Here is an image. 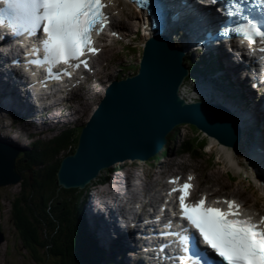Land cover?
Returning <instances> with one entry per match:
<instances>
[{
    "label": "water",
    "instance_id": "water-1",
    "mask_svg": "<svg viewBox=\"0 0 264 264\" xmlns=\"http://www.w3.org/2000/svg\"><path fill=\"white\" fill-rule=\"evenodd\" d=\"M181 55V48L164 36H153L146 43L138 73L109 81L80 132L74 152L60 162L56 173L60 186L83 187L114 162L149 158L179 124H194L219 143L236 145L238 128L227 109L207 102L187 104L178 95L186 74ZM16 154L0 144V186L20 180L15 172ZM3 240L0 231V244Z\"/></svg>",
    "mask_w": 264,
    "mask_h": 264
},
{
    "label": "snow or ice",
    "instance_id": "snow-or-ice-1",
    "mask_svg": "<svg viewBox=\"0 0 264 264\" xmlns=\"http://www.w3.org/2000/svg\"><path fill=\"white\" fill-rule=\"evenodd\" d=\"M103 7L102 0H3L0 17L7 14L10 26H18L29 35L42 29L45 61L67 62L78 60L85 49L90 53L98 51L92 47L91 34L107 22L101 11ZM12 30L16 31V27ZM238 31L249 44L254 42V37L264 41V29L256 24L241 26ZM80 63L87 67L85 61ZM190 187L185 182L178 197L180 218L188 225L182 229L185 234L181 237L186 250L191 251L187 243L194 240L192 230H195L203 244L225 264H264V215L255 220L252 215L243 214L241 206L232 200L225 201L227 210L205 206L204 198L188 204L186 196Z\"/></svg>",
    "mask_w": 264,
    "mask_h": 264
},
{
    "label": "trees",
    "instance_id": "trees-1",
    "mask_svg": "<svg viewBox=\"0 0 264 264\" xmlns=\"http://www.w3.org/2000/svg\"><path fill=\"white\" fill-rule=\"evenodd\" d=\"M71 141L72 131L64 130L47 142H34L19 154V160L29 161L27 167L36 171L31 181L24 177L27 194L13 200L15 229L33 264H97L93 242L80 221L81 201L90 185L64 189L56 181L58 157L63 151L72 152ZM17 171L23 175L22 170Z\"/></svg>",
    "mask_w": 264,
    "mask_h": 264
},
{
    "label": "rangeland",
    "instance_id": "rangeland-1",
    "mask_svg": "<svg viewBox=\"0 0 264 264\" xmlns=\"http://www.w3.org/2000/svg\"><path fill=\"white\" fill-rule=\"evenodd\" d=\"M174 41L176 43L179 42L176 38H174ZM124 52L127 55L125 56L127 57L128 61L124 62L125 61L124 59L123 63L124 64L127 63L128 72H133L135 68L134 65L137 64L139 60L140 48L129 46L125 48ZM113 68H115L113 72V76L115 77V75L120 71L118 70L117 66L115 67L114 64H111L110 71H112ZM99 91H101V88ZM99 95L100 93L98 95L95 94L92 97L90 104L84 105L81 111L75 115V117H78L76 121V124H77L76 128H78V126L87 119L95 102L98 100ZM57 131L58 130L50 131L46 134L32 137L31 139L33 141L34 139H37L39 137V138H43V140H47L48 138L54 135L53 133ZM175 131H177V136H176L177 140L170 141L168 143V147L162 152L160 156H158L157 162H151V164H153L152 168H150L148 161L144 160L145 163H143V161H141L140 159H137L136 162L133 160L134 161L133 164H130L129 162H127L124 165L122 164L121 165L122 167L125 166L123 168V171L134 172L135 169L132 166H136V168H144L142 170H138V172H142V173L150 172L152 170H156L159 168H165L166 166L169 165L170 162H175L180 159L183 161L179 164L178 166L179 169L184 170L187 167H189L196 173L198 180H201L202 182L206 181L207 185H212L210 186V188L215 187L216 185L215 182H220V185L226 184L228 187H230V189L228 188V191L226 193H234L237 195L239 194L240 196L245 197L248 201L253 200V195L251 193L250 187L247 182L242 181L240 179L238 170L237 172H230L231 177L226 176L225 174L226 160L219 158L220 152L217 150L216 143L210 141V138L205 137L198 130L195 131L193 127L188 126V125L178 126L175 129ZM0 133L3 134V132L1 131ZM1 134H0V140L2 141L4 140V137H1ZM184 136L190 137L192 142L197 141V144L192 145L193 149L195 146L199 147L203 145L204 152L199 151V155L201 158L190 159L188 158V154L183 153L182 150L178 147V146H181V142ZM24 137H26L25 132H22L19 135V140H17L19 143L14 142L17 144H15V146H12V147H15V148L23 147L21 146L22 144L20 143V141ZM175 142L177 143L175 144ZM72 145H73V141H72ZM184 145L187 146L186 143H184ZM229 151L231 152V149H229ZM64 153H65L64 151L61 152L59 155V158H61L64 155ZM126 160H130V159H126ZM237 160L238 162L243 161V159L241 158H237ZM202 161H205V162L203 163ZM116 163H119V162H116ZM18 164H19V169H23L24 177L31 174L29 169L25 166V162L19 161ZM110 168L111 166L102 169L98 175L100 174L103 175ZM118 170H119V167L115 171V173H111L110 175L123 176V171L119 174ZM25 185H26V180L21 179V181L16 184L0 186V231L3 232L4 234V240L0 245V264H33L29 261V259L25 255L26 253L27 255H29V258H30V253L24 249L22 242H21V236L18 233V231L15 229V224L13 220L14 206L12 204V198L15 197L16 195H22V194L26 195L28 189L27 187H25ZM55 262L58 263L59 258L57 260L55 259Z\"/></svg>",
    "mask_w": 264,
    "mask_h": 264
},
{
    "label": "bare ground",
    "instance_id": "bare-ground-1",
    "mask_svg": "<svg viewBox=\"0 0 264 264\" xmlns=\"http://www.w3.org/2000/svg\"><path fill=\"white\" fill-rule=\"evenodd\" d=\"M176 1H180V2H182V0H176ZM183 12L184 13H187L185 10H183ZM180 18L182 19V20H185V19H183L182 18V14H180ZM203 21L205 22V20L203 19ZM188 32H192V30H188ZM182 34H184L183 32H182ZM192 34H194V33H192ZM176 35V34H175ZM125 36H128V35H125ZM183 36H185V35H183ZM176 37H177V40L180 42V43H182L183 41H185V40H188V38L187 37H185V38H181V37H179V36H177L176 35ZM233 38L232 37H229V39H228V42L230 43L231 42V40H232ZM182 45H184V43H182ZM101 56H102V54L96 59V64L98 65V66H100L101 67V69H102V71H106V68H104V67H102L101 65H100V58H101ZM102 58H104V57H102ZM198 60L199 59H193L191 62H190V67H198ZM201 62V61H200ZM201 64H202V62H201ZM199 66H201L200 64H199ZM200 69V68H199ZM102 71H100V72H98V73H101ZM201 71V70H200ZM205 73H207V70L206 69H204V74ZM95 78H98V74H96L95 75ZM88 82H89V79H87V80H85L84 81V84H82L81 86H80V88H79V90L78 91H80V93L79 94H77V96H79V97H81L82 96V94H83V89H85L86 88V86L88 85ZM90 90V89H89ZM224 91H225V93H227L226 92V90L224 89ZM229 98H231V96L230 95H227ZM204 98H209L208 97V95H204ZM27 110H26V112L27 111H29L30 110V107L28 106L27 108H26ZM2 111H8L7 109H2ZM209 111V110H208ZM79 112V109H76V111H74L73 113H70V115H75V114H77ZM58 118H62V116L61 115H59L58 116ZM14 121L15 122H12V125H14V129L15 130H12L14 133H16L17 135H20L18 132H20L21 131V129H22V132H25V130H26V128H25V126H24V124L22 123V122H17L18 121V116L15 114L14 115ZM17 125H19L20 127H21V129H17ZM55 125V123H54V121H53V118H51V120H50V122H49V127L50 128H53V126ZM229 132H232L233 134H235V132L230 128V127H227L226 128ZM177 132V131H176ZM212 139V141H214L215 142V140L213 139V138H211ZM21 144H28V145H33V144H35L34 143V141H32V139H27V138H22L21 139ZM210 144V143H209ZM5 150H8L7 148H4ZM217 150L220 152V155H219V158H222V159H225L226 160V163H225V174H226V176L227 177H231L230 176V172H237V170L239 169V165H238V161H237V159H235L234 157H233V155L231 154V152L230 151H227L226 149H225V146L224 145H221V144H218L217 143ZM180 160V159H179ZM135 161V160H134ZM134 161L133 160H125V161H121V162H119V163H115L114 165H112L111 166V168H110V170L109 171H111V172H114V170H116L118 167H122L121 165L123 164H126L127 162H129L130 164H133L134 163ZM180 161H183V160H180ZM136 162V161H135ZM203 163L205 162V161H202ZM118 164H120L119 166H117ZM102 175V174H101ZM100 175V176H101ZM251 180L253 181V183L258 187V181L254 178V177H251ZM229 189H230V187H229ZM228 191V189L226 190V192ZM230 191V190H229ZM202 193H205V192H202ZM224 198H225V201H227V200H232V201H236V200H238V199H240V198H242V197H240V195L238 194H234V193H227V196H224ZM249 199H251V198H249ZM243 207H244V209H247V210H249L250 211V213L251 214H255V212H256V210L255 209H253V208H249V207H246V206H244L243 205ZM106 208H109V206H108V204H107V202L106 201H103V206L101 207V209L102 210H104V209H106ZM259 214L256 216L257 218H259ZM111 218H114V217H111ZM209 259L211 260V257H209ZM208 262H210L209 260H208Z\"/></svg>",
    "mask_w": 264,
    "mask_h": 264
}]
</instances>
